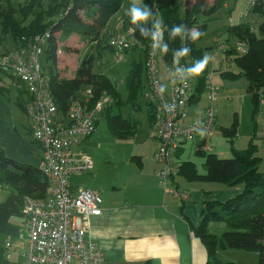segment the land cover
<instances>
[{
    "label": "trees",
    "instance_id": "obj_1",
    "mask_svg": "<svg viewBox=\"0 0 264 264\" xmlns=\"http://www.w3.org/2000/svg\"><path fill=\"white\" fill-rule=\"evenodd\" d=\"M145 2L152 14H156L155 20L141 22L143 24L137 26L129 19L127 26H133L135 38L143 45H131L128 49H138V54L144 55L145 67L143 68L146 77V54L151 35L147 37L141 35L140 27L151 31L158 17L163 27L162 47L167 46L168 48L167 52L160 50L159 55L161 54L162 59L166 61L165 55L169 56L171 53L179 52L182 47L189 48L191 49L189 54L179 57L178 62L188 58L192 67L202 55L200 49L195 47V41L190 38L192 30L197 29L202 33L206 22L202 20L203 22L199 23L200 15L211 16L218 7L224 5L226 0H167V2L145 0ZM254 2L251 10L264 12V0ZM119 5H121V0H50L46 5L42 3V0H26L23 5L18 4V6L8 0H0V29L3 33H9L17 45L51 28L52 33L59 30L66 36L76 33L79 37L88 39L89 42L93 41L92 45L101 49L108 48L114 52V48L105 40L102 31L109 18L120 7ZM153 6L156 7L155 10ZM17 11H19V17L15 15ZM180 24L185 25L182 35L171 37L172 28ZM127 26L126 24L121 26V30L127 29ZM226 34V40L229 41L231 37L236 44L243 45V50L240 51L235 46L236 44H229L226 47L224 52L233 59L232 64L237 70L222 68L221 77L234 80L239 76H245L251 101L254 104L253 110L256 111L257 106L264 99L262 98L264 95V21L258 23L257 30H254L252 24L247 21L231 23L227 25ZM53 36V34L50 36L44 53L46 60L51 63L47 79L58 107L66 108L70 99L75 97L82 86L92 85L94 96L104 92L112 98V101L104 107L102 114L108 116V126L111 132L119 137H125L134 129L135 121L131 118H124L118 109L121 104L128 102L132 104L133 101L134 106L138 107L136 92L141 66L139 65L138 72L137 60L134 58V63L128 67L125 81L127 100L122 99L112 78L104 71L93 70V58L91 57L93 54L82 57L71 77L60 75V70L56 68L57 47ZM173 57L171 56L170 59ZM139 60L142 64L141 59ZM207 71L205 67L196 77V94H194L192 104L199 101L200 94L205 90ZM18 102L22 106L21 101L18 100ZM145 104L150 122L151 112L146 100ZM116 108L118 109L114 110ZM235 126L236 121H233L231 126L224 130V135L228 137L227 140L231 144L236 131ZM180 150L176 152V158L182 153ZM195 151L203 157V168L200 171L194 161L182 159V157L176 159V171L184 179L189 181L209 179L224 185L241 184L240 191L235 195L222 202L206 203L200 223L190 225L192 232L200 237L206 247V264H235L231 260H221L216 254L218 248L228 247L255 251L259 255L258 264H264V171L258 169L261 156L257 151L256 143L249 138L245 149L233 148L231 155L225 157L218 156L210 150L204 152L196 148ZM0 183L1 186H8L24 196L36 198L46 197L47 184H49L39 166L11 158L4 153L1 147ZM174 183L177 184V181L174 180ZM221 219L227 223V229L218 236L207 229V223L209 220Z\"/></svg>",
    "mask_w": 264,
    "mask_h": 264
},
{
    "label": "built area",
    "instance_id": "obj_2",
    "mask_svg": "<svg viewBox=\"0 0 264 264\" xmlns=\"http://www.w3.org/2000/svg\"><path fill=\"white\" fill-rule=\"evenodd\" d=\"M161 30L163 35L162 24ZM51 35L48 28L0 55V68L11 67L15 84L27 94L24 110L29 117L31 135L40 144V168L49 182V196H24L22 211L28 235L23 264H100L102 254L86 237V232L88 217L101 212L102 198L90 188L74 187L70 176L91 170V156L75 145L95 130L97 119L112 98L104 92L94 96L92 85H84L66 108L58 107L41 59ZM161 41L159 38L153 49L150 38L147 46L146 102L151 112L150 125L159 141L155 152L159 163L156 175L168 192L181 195L174 183L175 154L195 134L200 136L196 148L204 152L211 150L208 139L216 124V113L210 102L191 116L189 107L195 98L197 75L187 74L186 69L191 67L188 58L178 62L175 69L168 64L158 67ZM108 44L118 58L131 45H142L135 38L132 25L110 37ZM237 48L241 51L243 45ZM163 73L168 75L167 79L162 78ZM206 78V97L213 101L217 97L216 86L211 83V73Z\"/></svg>",
    "mask_w": 264,
    "mask_h": 264
},
{
    "label": "rangeland",
    "instance_id": "obj_3",
    "mask_svg": "<svg viewBox=\"0 0 264 264\" xmlns=\"http://www.w3.org/2000/svg\"><path fill=\"white\" fill-rule=\"evenodd\" d=\"M25 1L8 0V2L15 6H18V4L23 5ZM49 1L42 0V3L46 5ZM254 1L226 0L224 5L218 7L211 16L205 17L204 15H200L199 23L202 20L206 23L202 35L195 41V47L200 49V53L202 54L198 60L202 59L205 55L210 57L206 68L208 70L207 72L211 73V83L216 86L215 91L217 97L213 101H208L206 91L203 90L200 94L199 102L195 105H197L198 110H201L205 105L212 102L211 104L215 109L216 124L210 131V151H213V153L221 157L230 156L233 148L245 149L250 138L256 143L257 151L261 156L258 162V169L264 171V99L261 100L256 111H254V104L251 101L245 76H239L234 80L221 77L222 68L237 70L236 66L232 64L233 59L228 57L226 52H224L229 44H236L235 40L231 37L229 41L226 40L227 25L247 21L252 24L254 30H257L258 23L264 21V12L251 10L255 3ZM163 2H167V0H163ZM133 3L137 7H144L146 5L145 0H121L120 7L114 12V15L112 14L103 28L102 34L103 36L105 35L106 41L109 42L110 37L120 33L123 30H121V26L125 24L127 26L129 19H131L128 11ZM146 6L148 7V5ZM18 14L19 11L15 13L17 17H19ZM155 15L151 12L148 21H154ZM122 22H124L123 25ZM52 34L54 35V42L57 47L56 54H59V64L61 65L63 62H66L60 69V75H70L73 73L72 68L74 65L77 63L80 64L83 56L93 54L91 56L93 58V70L107 73L115 82L120 98L122 99H126L127 95L125 81L128 67L131 63H134V58L138 62V72L139 65L141 66L139 85L136 92V103L138 107L136 108L134 106L133 98L131 99L133 101L132 104H129V102L123 103L119 109H114H118L124 118H131L132 121H135L134 129L125 137H119L111 132L108 126V116L104 113L101 114L99 119H97L95 130L89 136L85 137L80 144L75 145L76 149L88 153L93 160V166L89 172L77 174L79 176L77 177L79 179L77 180L78 185L90 189L96 186L98 193L100 191L99 189L104 186H121L120 181L122 178L119 177V173H134L139 171L136 155L145 161L144 170L149 172L151 165L155 162L154 153L152 152L154 145H156L154 142L158 146L159 141L153 134L145 104L147 82L143 68L145 67L144 55H139L138 49L130 48L121 55V58H118L115 56L116 52L108 48H98L92 45L93 41L89 42L88 39H83L76 33L66 36L61 34L59 30ZM235 46L238 47L240 45L236 44ZM15 47H17V43L13 40L12 36L9 33H3L0 29V55H3L5 50H13ZM165 56L166 61L162 59L161 54L158 56V67L163 68L168 64L172 69H175L178 62L174 64V57L170 59L174 54L171 53L169 56ZM41 59L45 66L43 72L48 76V69L51 63L49 60H46L45 53L41 55ZM139 59H141L142 64ZM53 67L55 68V66ZM56 68L59 69V67ZM165 77H168V75L165 74ZM26 98H28L27 94L23 90H18L15 84L12 68H0V143L6 151H14L12 152L14 156L23 160L31 159L38 162L39 159H37L38 155L34 146L36 143L27 130V125L29 128V117L23 109ZM262 98H264V95ZM18 100L21 101L22 106ZM233 121H236V131L231 144L227 140L228 137L224 135V130L225 128H229ZM199 139V134H195L185 141L182 149V157L194 161L195 166L200 171L203 168V157L195 151ZM28 152H32L33 154L29 155ZM88 173L91 174V177L93 176V180L89 185L83 181ZM174 179L179 183L189 181L180 176L177 171ZM194 181L199 184L208 182L213 184L215 182L209 179H197ZM161 186L164 187L162 184ZM226 227L227 223L222 219L211 222V228L216 231L218 236L227 229ZM226 249L230 251L224 252V255L234 259L235 264H249L246 255H242V258H240L236 254L238 251L237 248L228 247ZM239 252L248 254V251L243 249H240ZM250 264H258V257L257 262L253 260Z\"/></svg>",
    "mask_w": 264,
    "mask_h": 264
},
{
    "label": "crops",
    "instance_id": "obj_4",
    "mask_svg": "<svg viewBox=\"0 0 264 264\" xmlns=\"http://www.w3.org/2000/svg\"><path fill=\"white\" fill-rule=\"evenodd\" d=\"M58 58L59 54L56 59L60 70L66 62L60 65ZM77 65L78 63L72 68L73 73ZM73 73L67 77H71ZM162 78L167 79L165 73L162 74ZM195 104L189 107L191 116L204 109L203 107L198 110ZM27 130L30 132L28 125ZM83 140L84 138L81 142ZM33 141L36 143L34 146L38 162L14 156L12 153L14 151H6L1 143L0 147L7 156L19 162L40 167L41 147L34 138ZM154 144L157 145L156 142ZM156 145L152 151L155 162L149 172L144 170L145 161L136 155L139 171L119 173V177L122 178L121 186H104L99 189L98 195L102 198L101 212L88 217L86 237L92 240L101 252L100 264H206V247L200 237L192 232L190 225L200 223L206 203L222 202L235 195L240 191L241 184L224 185L214 181L213 184L209 182L199 184L191 180L177 182L182 191L181 195L168 192L157 180L156 171L159 163L155 158V152L159 145ZM182 149L183 147L180 152ZM181 157L182 153L175 158V162ZM77 177H79L77 174L70 176V184L74 187L80 186ZM92 180L93 176L88 173L83 181L89 185ZM0 187V264H23L28 235L22 211L24 195L8 186ZM91 189L98 192L96 186ZM212 221L215 222L208 221L207 229L217 234L211 228ZM237 250L236 254L240 258L246 255L249 264L253 260L257 262L256 252L246 250L248 254H244L239 252V248ZM228 251L230 250L226 248H218L216 254L221 260L234 261L224 255V252Z\"/></svg>",
    "mask_w": 264,
    "mask_h": 264
},
{
    "label": "clouds",
    "instance_id": "obj_5",
    "mask_svg": "<svg viewBox=\"0 0 264 264\" xmlns=\"http://www.w3.org/2000/svg\"><path fill=\"white\" fill-rule=\"evenodd\" d=\"M128 15H130L131 17V22L139 26L140 24H143L141 22L146 23L148 21L149 17L151 16V9H149L146 5L144 7H137L136 4L133 3V5L130 7L128 11ZM161 24H162V21L160 20L155 21L152 26L151 31L144 27H140L141 35L145 37H147L149 34L151 35V39L153 41L152 43L153 49L157 47L156 41L159 38H162ZM184 29H185V25L183 24H180L178 27L177 26L173 27L171 30L170 36L175 37L177 35H182V32L184 31ZM201 35L202 33L199 30L193 29L191 32L190 38L192 41H196L197 39H199ZM161 51L167 52L168 51L167 46H163L161 48ZM190 51L191 49L182 47L181 51L175 52L174 53V64L178 62L179 57L187 56ZM209 59L210 57L208 55H205L202 59L197 60L194 66L186 69L187 74L190 76H193V75L198 76L206 67ZM177 71H179V69H177Z\"/></svg>",
    "mask_w": 264,
    "mask_h": 264
}]
</instances>
